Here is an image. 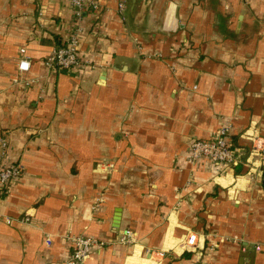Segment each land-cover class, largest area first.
I'll list each match as a JSON object with an SVG mask.
<instances>
[{
	"label": "crops",
	"instance_id": "crops-1",
	"mask_svg": "<svg viewBox=\"0 0 264 264\" xmlns=\"http://www.w3.org/2000/svg\"><path fill=\"white\" fill-rule=\"evenodd\" d=\"M99 2L77 20L68 0H0L2 157L22 167L0 264H62L69 235L98 240L83 264H264V152L244 135L264 136V0ZM76 29L89 64L47 66ZM226 120L237 165L190 163Z\"/></svg>",
	"mask_w": 264,
	"mask_h": 264
},
{
	"label": "built area",
	"instance_id": "built-area-1",
	"mask_svg": "<svg viewBox=\"0 0 264 264\" xmlns=\"http://www.w3.org/2000/svg\"><path fill=\"white\" fill-rule=\"evenodd\" d=\"M74 10L75 19H80L83 12L87 9L97 10L101 8L99 0H68ZM128 0H118L117 8L120 12L123 11ZM24 52V49H21ZM45 63L49 67L58 69H71L77 65H88L89 61H82L78 55V35L77 29L67 38L66 42L56 47L47 55ZM29 61L23 58L18 62V70L20 72L29 69ZM230 122L224 121L221 126L211 134L208 139L193 140L189 144V162L195 164L201 159H209L212 161L226 164L229 167L237 165L236 147L233 145L230 138ZM244 135L252 142L251 154L262 156L264 152V136L253 130L250 133L244 132ZM6 147V142L0 138V193L7 187L9 182L19 177L22 173V167L19 163L5 165L3 163V154ZM255 169L256 167L253 166ZM251 168V169H253ZM104 201L103 196H98L95 200L94 208ZM7 222L10 219H6ZM24 221H29L28 217ZM71 243V253L62 264H83L91 255L92 248L97 245L98 240L90 235H69L66 236ZM135 234L126 229L119 237V241L125 244H134ZM199 237L196 232H189L186 238L181 242L183 249H195L198 246ZM50 243V238H47V244ZM256 249L260 246L256 245Z\"/></svg>",
	"mask_w": 264,
	"mask_h": 264
}]
</instances>
